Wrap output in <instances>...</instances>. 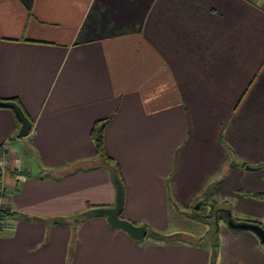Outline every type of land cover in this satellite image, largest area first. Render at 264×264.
Wrapping results in <instances>:
<instances>
[{"label": "crops", "instance_id": "1", "mask_svg": "<svg viewBox=\"0 0 264 264\" xmlns=\"http://www.w3.org/2000/svg\"><path fill=\"white\" fill-rule=\"evenodd\" d=\"M0 100L32 121L19 137L0 108L14 213L0 264H211L205 236L136 242L84 216L115 206L91 136L100 120L125 218L162 233L156 219L203 202L227 227L215 264H264L260 238L225 220L264 227V0H0ZM262 168V181L250 174Z\"/></svg>", "mask_w": 264, "mask_h": 264}, {"label": "water", "instance_id": "2", "mask_svg": "<svg viewBox=\"0 0 264 264\" xmlns=\"http://www.w3.org/2000/svg\"><path fill=\"white\" fill-rule=\"evenodd\" d=\"M0 108H8L14 111L16 117L21 123V127L18 133L19 137H26L30 134L32 130V121L26 115L25 111L19 103L12 100H0ZM246 169L252 170L253 168L247 166ZM111 172L113 182L116 187L115 206L111 208H95L85 212L84 216H86L87 218L105 217L111 227L124 231L131 239L135 241H143L148 234L147 226H139L129 220L121 218L125 201L124 186L116 170L114 168H111ZM195 208L199 209V204H197ZM225 220L230 228L234 230L252 231L258 235L261 242H264V229L261 226L254 225L248 222H237L231 217L230 213L227 214ZM216 223L218 224L217 219Z\"/></svg>", "mask_w": 264, "mask_h": 264}, {"label": "trees", "instance_id": "3", "mask_svg": "<svg viewBox=\"0 0 264 264\" xmlns=\"http://www.w3.org/2000/svg\"><path fill=\"white\" fill-rule=\"evenodd\" d=\"M13 100H16V99H13ZM106 124H107V120H100L94 124V127H93L92 132H91L92 140L96 145L97 155L99 156V158L103 162H105L106 165H108L109 167H112L116 170L120 179L123 182V186L125 187V183H124V180H123V177L121 175V172H120L118 165L115 164V162L107 155V152L105 149L104 130H105ZM198 204L200 206L199 209H195V207H193L192 211H189L186 214L188 215V218H190L193 221L205 223V224H208L211 226L210 232L204 238H202L199 241V243H200V245H202L205 242L212 243L213 249H212V254H211V264H215L217 257H218V253H219V247H220V239H219L217 228H218V224L221 222V218L215 217V211H216L215 208L212 210L211 213H209L207 215L202 213L201 210H203V208H204L203 202H199ZM11 215H14V213L10 212L9 209L0 207V224L4 223V221ZM80 218L83 219L84 216L83 217L80 216ZM81 219L79 220V222L82 221ZM216 219H217L218 224L216 223ZM70 220L71 219H67V218L61 219L60 218L58 220V222H62V221L63 222H69ZM244 222H248V223H251L254 225H259L264 229V227L261 225V223L259 221L245 220ZM147 228H148L147 236L148 235L151 236V238L155 242H158V243L167 244V243L173 242L175 240H178L180 238V236L177 237V235L176 236L175 235L174 236H166L165 234H162L160 232H157V231L150 229L149 226H147ZM136 242H140V241H136ZM262 244L264 245V242Z\"/></svg>", "mask_w": 264, "mask_h": 264}, {"label": "rangeland", "instance_id": "4", "mask_svg": "<svg viewBox=\"0 0 264 264\" xmlns=\"http://www.w3.org/2000/svg\"><path fill=\"white\" fill-rule=\"evenodd\" d=\"M263 168L261 170H258V171H251L250 174H253L255 175L256 177H258V179H260V181L263 180V177L261 176L262 174L260 173V171H262ZM109 175L111 177V180L113 182V178H112V172L111 170L109 169ZM218 177L220 176L219 180H223L224 179V175H223V172H219L218 174ZM213 176L210 178L212 179ZM216 178V176H215ZM212 181V180H211ZM218 181V180H217ZM217 181H213V182H217ZM169 182H171V179L169 180ZM114 184V182H113ZM1 196V195H0ZM205 197H208L207 195H205ZM198 204V202H195V204H192L193 207H196V205ZM220 206V205H219ZM203 210H201L202 213H206L207 212V209H208V206L205 204L203 206ZM186 212L188 211H192L191 208H188L186 209ZM174 214V212H171L169 218H165V219H162V218H158L156 219L155 221L157 223H160V225H162V227H165L166 228V231L165 232H162L163 234H165L166 236H180V238L178 240H175L173 242H170V244L172 243H176V242H180L183 238V235L182 233H187L189 235H193V236H206V234L208 233V230L210 229L209 226H206L204 225L203 223H200V222H196V221H193L191 220L190 218H188V215H184L185 219L183 218H180L179 216H177L176 214ZM121 217L123 219H126L128 220L127 218L124 217L123 213L121 214ZM105 218V217H103ZM107 220V219H106ZM139 226H142L144 225V223H138ZM148 225V224H146ZM227 230V227H226V224L222 222H220L218 224V235H219V239L222 240V238L224 237L225 235V232ZM179 232V233H178ZM252 234H255V236L258 237V235L256 233H252ZM141 242H144V243H154V240L151 238V236H147L143 241ZM202 250H208L209 248H212L213 249V245L212 243L210 242H205L202 244Z\"/></svg>", "mask_w": 264, "mask_h": 264}, {"label": "built area", "instance_id": "5", "mask_svg": "<svg viewBox=\"0 0 264 264\" xmlns=\"http://www.w3.org/2000/svg\"><path fill=\"white\" fill-rule=\"evenodd\" d=\"M1 148H2V150L0 152V172L3 175L7 171V166L9 164V160H10V155H9V150H8V142L3 144V146ZM0 207L6 208V206H4V201H3L2 195L0 196ZM0 228H1V224H0Z\"/></svg>", "mask_w": 264, "mask_h": 264}]
</instances>
